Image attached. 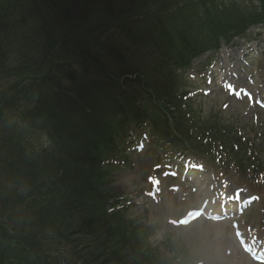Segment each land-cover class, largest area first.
<instances>
[{
	"label": "trees",
	"instance_id": "trees-1",
	"mask_svg": "<svg viewBox=\"0 0 264 264\" xmlns=\"http://www.w3.org/2000/svg\"><path fill=\"white\" fill-rule=\"evenodd\" d=\"M132 1L0 0V77L16 79L0 85V264H131L127 248L145 256L142 226L111 221L105 205L115 196L100 188L124 130L118 112L150 115L169 151L220 160L230 150L239 165L255 157L252 139L220 113L179 104L187 78L176 69L264 23V0H184L140 17L130 16ZM98 12L116 22L102 27Z\"/></svg>",
	"mask_w": 264,
	"mask_h": 264
},
{
	"label": "rangeland",
	"instance_id": "rangeland-1",
	"mask_svg": "<svg viewBox=\"0 0 264 264\" xmlns=\"http://www.w3.org/2000/svg\"><path fill=\"white\" fill-rule=\"evenodd\" d=\"M179 1L181 0H133L128 4L133 6L130 16L142 15L158 8L172 7L173 4ZM115 22V19H110L105 21L102 27L106 28ZM74 27L83 29L79 25ZM254 34L257 35V32H252L247 38L248 40L252 39L249 43L250 46L233 45L228 47L227 52L233 53L230 59L224 56L222 61L220 55L217 56L214 60L216 71L221 72L226 68L228 70L223 71L218 77V84L212 83L209 85L208 79L204 81L202 87L198 90L197 101L206 118H211L210 110L212 108L219 110V107L223 109L226 107V112L222 111L226 117L239 114V120L244 124L258 123L259 126L263 124V133L259 143L264 147V110L256 104H251L248 99H237L235 95L229 93L228 87V85L236 88L246 87L252 89L259 98L264 96V88L260 86V82L264 79V63L262 62L259 67L253 65V57L257 54L255 50L258 49L259 51L264 48V30L258 38H255ZM77 38L82 42L87 41L84 36H78ZM89 39L92 40L93 38L89 36ZM247 49L250 50L249 55L243 56L244 58L241 55L238 56L239 52ZM35 52L36 57H38L40 55L38 49L30 51V53ZM19 56L20 53H14L11 57L12 61L17 62ZM210 73H213L211 69H209L208 75ZM20 74L18 73V75ZM211 76L214 78L213 74ZM224 78L232 83L224 86L222 83ZM15 80V78H10V83L13 84ZM205 91L207 92L205 93ZM15 115H18V112H15ZM144 133L145 131H137L135 134L137 139L132 144L134 148L141 140L144 141L145 146L148 144ZM259 133H261V130ZM155 151H158V149ZM143 156V154L138 156L133 153L129 166L118 165L119 168L116 170L110 169V175L113 177L112 181L104 182L106 180L104 177L101 179L103 183L101 187L107 195L112 193L123 195L131 202L128 210L108 213L109 219L111 221L121 220L120 223H123L122 220H134L143 225L142 228L138 229L137 235L145 251L144 258L148 259L149 262L146 259L139 258L138 254L127 248L125 252L132 264H152L155 260L172 258L174 260L177 255L176 252L181 249L187 252L189 264H257L241 250L234 238L230 223H212L204 218L189 226H181L170 222V218L178 219L184 208L200 207L203 199L215 197L221 189H225L227 193L234 192L235 189L239 188L235 181L230 177H221L210 167L205 166V172L194 174L195 178L191 180V185L185 186L183 184L182 187L177 186V190L172 189L165 192V181L162 176L158 175V170L154 171L153 169V166L156 165L155 160L150 158L141 159ZM191 159L192 161L197 160ZM179 160L165 161L162 164L163 169L168 170L169 165L174 166L173 164ZM116 164H119V162H116ZM149 176H152L154 181H158V177L162 178L161 186L155 188L154 184L150 183ZM123 181H125V185H122ZM241 228L250 242L254 240L256 234L261 237L257 239L258 242L260 240L264 241V232L258 231L252 221L243 223ZM131 229L130 226L129 231ZM133 237L131 236L130 240L134 241ZM137 245L139 246V243ZM178 263L175 262V264Z\"/></svg>",
	"mask_w": 264,
	"mask_h": 264
},
{
	"label": "bare ground",
	"instance_id": "bare-ground-1",
	"mask_svg": "<svg viewBox=\"0 0 264 264\" xmlns=\"http://www.w3.org/2000/svg\"><path fill=\"white\" fill-rule=\"evenodd\" d=\"M256 12L259 14V18L261 19V21L264 20V9H257ZM240 55V53H238V56ZM122 185H125V181L122 182Z\"/></svg>",
	"mask_w": 264,
	"mask_h": 264
}]
</instances>
